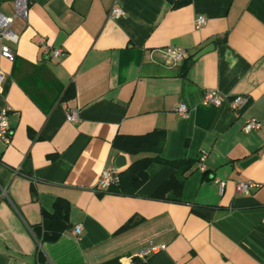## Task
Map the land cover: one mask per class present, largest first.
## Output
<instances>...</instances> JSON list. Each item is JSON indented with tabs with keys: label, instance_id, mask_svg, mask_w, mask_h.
Returning <instances> with one entry per match:
<instances>
[{
	"label": "crops",
	"instance_id": "obj_1",
	"mask_svg": "<svg viewBox=\"0 0 264 264\" xmlns=\"http://www.w3.org/2000/svg\"><path fill=\"white\" fill-rule=\"evenodd\" d=\"M13 1L0 0V12L13 17ZM115 4L125 12L118 19L109 16ZM198 16L207 20L200 29ZM11 29L15 59L0 58V111L11 128L10 144L0 141V264H134L158 245L143 264H264V0H30L27 20ZM168 47L188 57L174 66L159 51ZM207 90L228 100L204 105ZM236 96L248 100L239 111L229 103ZM250 119L261 129L245 133ZM155 130L167 134V161H197L182 202L151 199L175 172L165 162L148 167L136 197L100 190L103 169L153 155L118 152L114 138ZM247 181L260 186L238 193ZM59 198L71 205L69 228L41 244L33 229Z\"/></svg>",
	"mask_w": 264,
	"mask_h": 264
},
{
	"label": "trees",
	"instance_id": "obj_2",
	"mask_svg": "<svg viewBox=\"0 0 264 264\" xmlns=\"http://www.w3.org/2000/svg\"><path fill=\"white\" fill-rule=\"evenodd\" d=\"M185 3H176L175 7ZM74 96V88L71 86L65 95V99H71ZM166 141V132L159 130L141 136L117 135L112 142V146L118 152L134 155L149 153L153 155L144 157L134 162L126 170L119 172L118 183L112 185L107 192L119 196L136 197L140 188L148 180V167L154 162H165L173 167L175 172L159 186L151 196V199L170 203H181L186 175L195 167L197 161L193 159L167 161L163 157ZM70 212V203L61 198L55 201L52 212L42 210L41 225L33 229L38 241L41 244L56 242L69 228ZM136 224L137 222L131 219L121 227L119 232L126 231ZM41 260L43 259L41 258ZM133 262L134 264H143L144 261L136 257ZM104 264H119V261L111 260Z\"/></svg>",
	"mask_w": 264,
	"mask_h": 264
},
{
	"label": "built area",
	"instance_id": "obj_3",
	"mask_svg": "<svg viewBox=\"0 0 264 264\" xmlns=\"http://www.w3.org/2000/svg\"><path fill=\"white\" fill-rule=\"evenodd\" d=\"M14 14L13 17H9L6 14L0 12V58L6 59L10 62H13L15 59V52L13 49L6 43L8 40H15L16 34L12 31L11 26L13 24L14 19H21L26 21L29 14V6L30 0H14ZM125 12L122 7L115 4L109 13V16L113 19H118L123 17ZM207 23V20L204 16H198L196 19V28L200 29L204 27ZM160 53L163 55L164 59L169 62L170 64L177 66L181 64L187 57V52L178 47H168L165 49L159 50ZM64 52L62 50H56L54 52L55 57H63ZM5 77L3 73L0 71V90L2 89V85L4 83ZM228 100L227 97H224L216 90H207L205 92L204 98L202 103L207 106L213 107H221L223 103ZM248 100L243 96H236L232 98L229 103L231 109L234 111L241 110ZM177 113L181 116H186L188 113V108L185 104L178 105L176 109ZM67 120L69 122L75 123L79 120L77 113H70L67 115ZM262 127V123L256 119L247 120L243 126V131L245 133H252L255 131L260 130ZM0 141H3L6 144H10L11 142V128L9 123V114L6 109L0 111ZM207 159V153L202 152L199 158V169L203 172L206 171L205 161ZM119 181V172L113 167H107L103 169L98 186L100 190L106 191L112 185H115ZM221 189L224 187L225 183L220 180H215ZM259 184H256L251 181L247 182H237L236 183V190L240 194L250 195L251 192L255 189L259 188ZM82 228L79 226L75 229L74 233L78 237L81 235ZM165 246L158 245L153 246L148 249L143 250L139 254L140 259H146L152 254H155L161 250H164Z\"/></svg>",
	"mask_w": 264,
	"mask_h": 264
},
{
	"label": "water",
	"instance_id": "obj_4",
	"mask_svg": "<svg viewBox=\"0 0 264 264\" xmlns=\"http://www.w3.org/2000/svg\"><path fill=\"white\" fill-rule=\"evenodd\" d=\"M214 48H215L214 45H210V46L204 48L203 50H201L199 53H197V54L193 57V59H192L190 65H192L195 61H197L201 56H203V55L207 54L208 52L212 51ZM256 158H257V157H252V158H250V159L244 161L240 166H241L242 168H245V167H247L249 164H251L253 161H255ZM124 165H125V157H124V156H119V157L117 158L116 166L120 168V167H122V166H124Z\"/></svg>",
	"mask_w": 264,
	"mask_h": 264
},
{
	"label": "bare ground",
	"instance_id": "obj_5",
	"mask_svg": "<svg viewBox=\"0 0 264 264\" xmlns=\"http://www.w3.org/2000/svg\"><path fill=\"white\" fill-rule=\"evenodd\" d=\"M137 258H139V256H138ZM141 260H142V259H141Z\"/></svg>",
	"mask_w": 264,
	"mask_h": 264
}]
</instances>
